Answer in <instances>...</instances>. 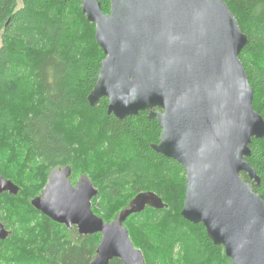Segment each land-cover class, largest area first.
Segmentation results:
<instances>
[{"label": "trees", "instance_id": "obj_1", "mask_svg": "<svg viewBox=\"0 0 264 264\" xmlns=\"http://www.w3.org/2000/svg\"><path fill=\"white\" fill-rule=\"evenodd\" d=\"M99 2L107 14L109 0ZM223 2L247 37L239 60L253 109L264 119V0ZM81 6V0H0V175L20 188L17 196L0 194V222L10 232L0 241V264H89L95 258L100 235L80 236L30 205L49 173L65 166L72 184L86 175L98 190L91 209L104 222L140 193L161 198L167 208H146L124 224L136 247L135 232L155 253L151 260L153 253L139 248L146 264H231L202 225L181 217L185 172L151 149L160 138L157 120L147 112L118 120L107 114L106 98L89 106L104 54ZM250 150L246 161L260 178L253 191L264 201V138L253 140ZM2 151L12 155L16 177L4 170ZM91 158L94 167L84 163ZM240 177L249 183L246 174ZM117 206L108 219V209ZM22 228L27 233L20 235Z\"/></svg>", "mask_w": 264, "mask_h": 264}, {"label": "water", "instance_id": "obj_2", "mask_svg": "<svg viewBox=\"0 0 264 264\" xmlns=\"http://www.w3.org/2000/svg\"><path fill=\"white\" fill-rule=\"evenodd\" d=\"M104 54L90 107L108 101L118 120L147 112L160 128L151 149L185 172L181 217L200 224L231 264H264V201L253 191L260 178L246 161L253 140L264 138V119L253 109V90L239 60L247 37L223 0H81ZM71 167L53 169L31 207L80 236L100 235L89 264H146L130 240L126 220L146 208H167L152 192L136 195L115 220L91 209L98 194ZM248 176L249 183L240 174ZM20 188L0 175V194ZM10 232L0 222V241Z\"/></svg>", "mask_w": 264, "mask_h": 264}, {"label": "rangeland", "instance_id": "obj_3", "mask_svg": "<svg viewBox=\"0 0 264 264\" xmlns=\"http://www.w3.org/2000/svg\"><path fill=\"white\" fill-rule=\"evenodd\" d=\"M95 35V34H94ZM1 160H2V163H3V165H5V171L8 173V174H10V176H13V177H16V173H14V167H12L11 165H9V162H10V159H11V156L12 155H9L7 152H5V151H2L1 152ZM84 163H86V164H90L92 167H94L95 166V163H96V160H95V158H91V159H89V160H87V161H85ZM84 163H82V164H84ZM81 164V165H82ZM97 164H99V159H97ZM16 165V164H15ZM20 168V167H19ZM8 169V170H7ZM9 171V172H8ZM81 175H78V177L76 178V181L78 180V178L80 177ZM76 181H75V183H76ZM73 185H75V184H73ZM45 187V186H44ZM43 190V189H42ZM41 193V192H40ZM40 195V194H39ZM38 195V196H39ZM184 196H185V192H184ZM184 202V201H183ZM122 204V203H121ZM121 204H120V206H121ZM120 206H117V207H111V208H109L108 209V219L110 218V216H112L113 214H114V212L120 207ZM182 208H183V205H182ZM181 211H182V209H181ZM181 211H180V213H181ZM96 216H97V214H95ZM98 217H100V216H98ZM38 222V221H37ZM31 228L32 227H36V225H31L30 226ZM127 228V227H126ZM25 229H27V228H22L20 231H19V234L21 235L22 234V232H26L27 233V230H25ZM37 230L39 231V229L37 228ZM127 230H128V228H127ZM135 230V229H134ZM129 231V230H128ZM41 233H43V231H41ZM128 234H129V232H128ZM134 236H135V239H136V242H137V244L139 245V247H136L135 245H134V243H133V240H132V238H131V236H130V234H129V237H130V240H131V242L133 243V245H134V247L136 248V249H138V250H140L141 251V249H139V248H145V250L148 252V254H152L153 253V256L152 255H149V257H150V259L152 260L153 259V257L155 256V253L153 252V251H151V250H149L148 248H146L145 247V245H149V243L148 242H146V240L144 239V236L142 235V234H140V233H134ZM148 264H152V263H148Z\"/></svg>", "mask_w": 264, "mask_h": 264}]
</instances>
